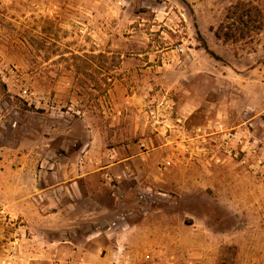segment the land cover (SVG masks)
Returning a JSON list of instances; mask_svg holds the SVG:
<instances>
[{"label":"rangeland","instance_id":"obj_1","mask_svg":"<svg viewBox=\"0 0 264 264\" xmlns=\"http://www.w3.org/2000/svg\"><path fill=\"white\" fill-rule=\"evenodd\" d=\"M16 111L44 116L21 121L34 130L71 119L76 147L86 119L106 164L140 159L76 199L98 239L112 220L133 238L87 264H264V0H0V144ZM32 184L0 179V264H62Z\"/></svg>","mask_w":264,"mask_h":264},{"label":"crops","instance_id":"obj_2","mask_svg":"<svg viewBox=\"0 0 264 264\" xmlns=\"http://www.w3.org/2000/svg\"><path fill=\"white\" fill-rule=\"evenodd\" d=\"M16 113L19 114L20 121L13 122L12 129L17 133L12 137V143H9L5 135H1L4 141L0 144V179L13 170L33 181L32 188L35 192L30 195L41 208L38 213L44 212L45 217H55V234L58 230L65 234L55 240V245H59L55 248V260L62 264L71 259L80 264H87L92 257L105 260L106 257L117 253L114 246L132 242V236L124 238L123 235L120 236L121 231L118 232L119 236H111L116 233V227H120L114 220L107 223L106 238H97L102 232L91 234L90 231L95 228L90 220L93 211L86 207L81 209L76 205V199L81 198L84 203L92 199L91 195L96 191L95 183L99 182V186L106 183H103L102 171L115 172L113 165H137L140 159L127 155L116 163L106 164L107 147L104 144L98 147L92 145L91 137L95 130L89 128L86 119L75 117V121L82 125L85 133L83 145L76 147L74 138L69 136L71 119L67 118V123L58 128L54 125L46 128V131L38 128L34 130L21 121H32L35 118L43 120L42 114L31 111ZM5 117L6 115H0V125L9 128L6 119H3ZM103 163L106 165L95 167L99 164L102 166ZM30 195L27 194L28 197ZM47 199L50 203H47ZM70 200L73 202L65 206L63 202ZM51 206L55 209L49 210ZM109 211L111 209L100 207V214H109ZM81 212L85 217L80 216ZM80 218L85 220L82 222ZM100 225L102 227L104 224ZM129 228L131 231L135 229L132 225H129Z\"/></svg>","mask_w":264,"mask_h":264},{"label":"built area","instance_id":"obj_3","mask_svg":"<svg viewBox=\"0 0 264 264\" xmlns=\"http://www.w3.org/2000/svg\"><path fill=\"white\" fill-rule=\"evenodd\" d=\"M21 97L29 107H33L36 110L55 109V106L52 104L50 95L36 92L30 87L25 86L21 89ZM71 110L72 109H70L69 111ZM76 113L79 114V112Z\"/></svg>","mask_w":264,"mask_h":264},{"label":"trees","instance_id":"obj_4","mask_svg":"<svg viewBox=\"0 0 264 264\" xmlns=\"http://www.w3.org/2000/svg\"><path fill=\"white\" fill-rule=\"evenodd\" d=\"M203 43V48L213 57H216V59H219L218 56L215 55V53L213 51H211V49L208 47L207 43L205 41H202Z\"/></svg>","mask_w":264,"mask_h":264}]
</instances>
